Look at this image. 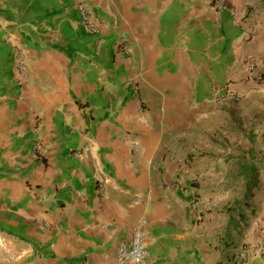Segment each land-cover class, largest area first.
I'll return each mask as SVG.
<instances>
[{"label":"crops","instance_id":"crops-1","mask_svg":"<svg viewBox=\"0 0 264 264\" xmlns=\"http://www.w3.org/2000/svg\"><path fill=\"white\" fill-rule=\"evenodd\" d=\"M221 1L0 0V264H113L141 217L149 264H264V231L235 245L225 156L200 146L237 102L215 91L264 81V17L245 32L264 7Z\"/></svg>","mask_w":264,"mask_h":264},{"label":"rangeland","instance_id":"rangeland-1","mask_svg":"<svg viewBox=\"0 0 264 264\" xmlns=\"http://www.w3.org/2000/svg\"><path fill=\"white\" fill-rule=\"evenodd\" d=\"M229 1L232 0H222V7L230 8ZM249 2L253 7H260L263 0H249ZM254 17L245 28L248 38L253 34L256 21L262 20L264 15L258 14ZM253 90L252 94H241L242 98L237 102L223 104L220 112L215 110L216 113L207 118L205 137L200 145L206 146L204 151L208 146L220 149V154L225 156L224 166L227 169L225 173L227 181L231 182V189L225 186L221 194L226 191L227 199L229 197L235 199L232 207L236 205L238 208L239 204L245 201V178L241 175L240 167L246 162L261 165L257 171L258 186L252 190V195L249 197V203L253 208L241 210V215L245 218L238 219L239 230L235 245H240L241 237L248 231L251 232L253 229H256V232L264 231V88L260 85ZM234 112L236 116L233 117L231 115H234ZM231 156L232 161H230ZM235 169L237 174L233 173ZM229 170L232 172L233 180L230 179ZM238 212L240 213V210Z\"/></svg>","mask_w":264,"mask_h":264},{"label":"built area","instance_id":"built-area-1","mask_svg":"<svg viewBox=\"0 0 264 264\" xmlns=\"http://www.w3.org/2000/svg\"><path fill=\"white\" fill-rule=\"evenodd\" d=\"M79 10L81 23L84 27L89 31V33L97 34L100 30L97 20L90 14L85 5L80 4ZM18 69V82L23 85L25 81L26 64L25 56L22 54H19L18 56ZM260 85L264 88V81ZM214 97L218 100L239 101L242 98V95L226 87H220L215 91ZM33 149L36 154H40L44 149V143L39 134V125L35 127ZM169 158L178 164L176 168V178L173 181L174 185L177 187H184L187 175V170L183 165L184 160L174 154H171ZM146 224V217H141L137 224L133 227V238L129 242L119 243L116 249L115 261L113 264H149L151 262L152 254L144 241V227ZM239 256L241 259H245L247 256L246 250H241Z\"/></svg>","mask_w":264,"mask_h":264},{"label":"trees","instance_id":"trees-1","mask_svg":"<svg viewBox=\"0 0 264 264\" xmlns=\"http://www.w3.org/2000/svg\"><path fill=\"white\" fill-rule=\"evenodd\" d=\"M260 7H264V1L262 2ZM264 78V74L263 77ZM261 165H253L251 162L243 163V166L240 167L241 175L245 178V201L239 204L238 210H240L239 216L242 214L241 210L252 209L253 206L249 203V197L252 195V190L257 188V171ZM240 208V209H239Z\"/></svg>","mask_w":264,"mask_h":264}]
</instances>
